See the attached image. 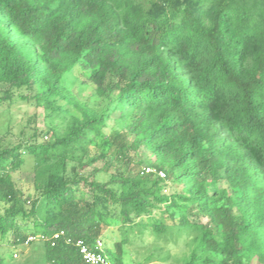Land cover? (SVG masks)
<instances>
[{
    "label": "trees",
    "instance_id": "obj_1",
    "mask_svg": "<svg viewBox=\"0 0 264 264\" xmlns=\"http://www.w3.org/2000/svg\"><path fill=\"white\" fill-rule=\"evenodd\" d=\"M77 69L100 112L67 94ZM0 85L28 90L20 99L49 114L67 112L60 101L80 112L49 128L53 141L24 147L59 162L29 208L12 180L22 148L0 151V235L11 245L32 224L46 238L43 264H84L76 242L94 244L114 221L122 244L136 230L192 232L183 264H264V0H0ZM111 121L121 128L106 135ZM141 150L165 179L141 169ZM194 208L206 223L189 220Z\"/></svg>",
    "mask_w": 264,
    "mask_h": 264
},
{
    "label": "rangeland",
    "instance_id": "obj_2",
    "mask_svg": "<svg viewBox=\"0 0 264 264\" xmlns=\"http://www.w3.org/2000/svg\"><path fill=\"white\" fill-rule=\"evenodd\" d=\"M63 85L69 97L80 107L95 112H100L104 108V102L97 96L95 86L91 84L81 70H74L63 78ZM30 93L26 89H10L0 85V98L8 96V99L0 102V151L7 148L21 147L22 155L25 159L23 165L14 170L12 180L15 187L21 192L23 202L27 208L31 206L34 199L41 195L49 176L58 169V161L54 158L46 160L32 156L24 148L25 146L41 142H51L55 139L54 132L50 127L60 129L66 122V117L80 115L76 107L71 106L66 101H60L59 106L67 109V112L49 114L34 103L24 102L20 95ZM121 128V125L113 121L109 122L105 128V134L110 135ZM45 132L40 135V132ZM37 138V139H36ZM102 142L99 141V144ZM101 147L93 146L91 155L100 151ZM138 162H141V169L152 165L153 156L145 150H141L135 155ZM92 168L86 169L89 173ZM112 172H101L97 177L99 182L110 180ZM174 191V184L167 181L165 193L170 195ZM8 208V204L0 200V214ZM159 216V214H158ZM192 222H207V218L194 208L188 215ZM147 222L149 217L144 218ZM33 225L29 224L25 231L27 236H32ZM24 233V232H23ZM124 227L112 221L110 225L102 227L100 239L105 247L112 250L121 259V264H183L193 251L194 234L189 231L178 232L177 228L169 229L167 234L156 237L150 230L140 233L138 230L129 235L128 243L122 244ZM28 237V238H29ZM8 238L0 235V264H43L44 245L41 241L24 243L14 247ZM121 245V251L117 248ZM15 254L18 256L15 257ZM149 257H152L150 260ZM211 264H219L221 257L213 256ZM257 264V262H253Z\"/></svg>",
    "mask_w": 264,
    "mask_h": 264
},
{
    "label": "built area",
    "instance_id": "obj_3",
    "mask_svg": "<svg viewBox=\"0 0 264 264\" xmlns=\"http://www.w3.org/2000/svg\"><path fill=\"white\" fill-rule=\"evenodd\" d=\"M144 171L147 174H156L162 179L166 178V174L163 171H159L153 167H146L144 168ZM62 236H64V232L56 233L52 239V246H54L56 244V240L60 239ZM43 240H46V238L42 235H32L27 239L26 243ZM67 242H70V240H68ZM75 245L79 250L80 256L84 264H114L113 261L106 254V247L104 245L103 240L101 239H97L96 242L92 245H89L84 241L79 240L78 242H76ZM17 256L18 255L15 254V257Z\"/></svg>",
    "mask_w": 264,
    "mask_h": 264
}]
</instances>
